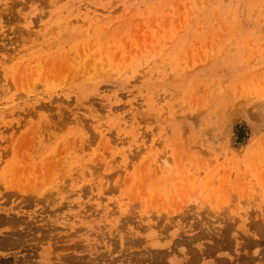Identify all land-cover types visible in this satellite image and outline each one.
Segmentation results:
<instances>
[{
    "label": "rangeland",
    "instance_id": "obj_1",
    "mask_svg": "<svg viewBox=\"0 0 264 264\" xmlns=\"http://www.w3.org/2000/svg\"><path fill=\"white\" fill-rule=\"evenodd\" d=\"M15 216L0 264H264V0H0Z\"/></svg>",
    "mask_w": 264,
    "mask_h": 264
},
{
    "label": "bare ground",
    "instance_id": "obj_2",
    "mask_svg": "<svg viewBox=\"0 0 264 264\" xmlns=\"http://www.w3.org/2000/svg\"><path fill=\"white\" fill-rule=\"evenodd\" d=\"M42 12V11H41ZM23 198H27L28 201H30L28 198L29 197H23ZM14 212L15 211V207H12L9 212ZM19 214V212L17 213ZM20 218H17L16 216L11 219L8 220L11 223V228L9 232H4L2 229H0V233H4V235H0V248L2 247H16L19 246L20 244H22L23 240H24V233L15 228L14 224L19 220ZM6 220V219H4ZM7 221V220H6ZM157 264H163V263H157Z\"/></svg>",
    "mask_w": 264,
    "mask_h": 264
}]
</instances>
